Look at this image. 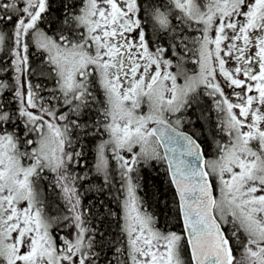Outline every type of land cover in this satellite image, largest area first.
Here are the masks:
<instances>
[{"label": "snow or ice", "instance_id": "obj_1", "mask_svg": "<svg viewBox=\"0 0 264 264\" xmlns=\"http://www.w3.org/2000/svg\"><path fill=\"white\" fill-rule=\"evenodd\" d=\"M0 264H264V0H0Z\"/></svg>", "mask_w": 264, "mask_h": 264}, {"label": "trees", "instance_id": "obj_2", "mask_svg": "<svg viewBox=\"0 0 264 264\" xmlns=\"http://www.w3.org/2000/svg\"><path fill=\"white\" fill-rule=\"evenodd\" d=\"M56 8H59V5H55ZM55 15H59V11L54 13ZM100 142V138H93L89 135L86 138H82V145L84 148V163L87 165V169H91L95 163V155H96V145ZM211 152V150H209ZM140 191L139 196L143 198L145 207L150 211L155 213L160 217L163 222L165 218H167L170 226L174 224V215H175V206L173 204V196L174 192L171 186L168 183L167 176L164 175L163 167L159 165L146 166L141 169L140 173ZM90 183L93 186H99L101 180L96 178L94 174H92V179ZM87 188L88 185H85ZM113 193H110L107 189L101 194L95 191L89 192L87 194L85 203L95 204L93 208L94 213H99L100 216L98 219H103L107 213L108 208L110 207L114 211H119L117 208V203L113 199ZM101 203L103 204V208L101 207ZM111 223V217L103 224V229L105 231L116 230V224L111 223V228L109 227Z\"/></svg>", "mask_w": 264, "mask_h": 264}]
</instances>
